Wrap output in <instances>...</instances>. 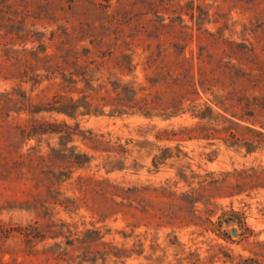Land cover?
I'll return each mask as SVG.
<instances>
[{
  "label": "rangeland",
  "instance_id": "rangeland-1",
  "mask_svg": "<svg viewBox=\"0 0 264 264\" xmlns=\"http://www.w3.org/2000/svg\"><path fill=\"white\" fill-rule=\"evenodd\" d=\"M84 66L187 109L30 111ZM0 260L264 264V0H0Z\"/></svg>",
  "mask_w": 264,
  "mask_h": 264
},
{
  "label": "trees",
  "instance_id": "trees-1",
  "mask_svg": "<svg viewBox=\"0 0 264 264\" xmlns=\"http://www.w3.org/2000/svg\"><path fill=\"white\" fill-rule=\"evenodd\" d=\"M76 61L77 58H75L74 63H76ZM65 69L66 68H64V71L60 72V77L65 83L64 85L68 86V84H71L76 86L80 81H83L84 88L94 90L95 92H99L103 89L105 94L96 96V98H93V96H89L88 94H82L78 97H73L72 95L68 96L65 94H53V96L47 100L43 106H35V108L30 109L31 112L55 111L62 112L68 116H74L78 113L103 112V107L108 105L110 108L109 110L112 113H140L148 117L160 116L168 118L187 109L183 105V101L185 99L183 96L165 104L161 100H157L154 96H152L151 91H148L144 96H140L138 93L144 87H137L133 80L124 82L120 79H114L109 82L105 80H98L100 79V76L94 77L90 66H84L81 69L75 68L74 70H68L67 73L65 72ZM74 75H77V77L75 78ZM95 80H98V82L95 86H93ZM190 107L193 115L202 117V110L200 107H197V104H192ZM29 133L31 135L38 133H58L59 138H66L74 134V129L65 121L55 123L42 120L32 123L29 127ZM51 149H53V147ZM30 228V224L24 227L10 226L8 227V232L11 233L12 231H16L18 234L23 235L26 239H30L32 236H36L32 234V229ZM40 234L43 235L42 233ZM0 264L21 263L16 262L15 260H0Z\"/></svg>",
  "mask_w": 264,
  "mask_h": 264
},
{
  "label": "water",
  "instance_id": "water-1",
  "mask_svg": "<svg viewBox=\"0 0 264 264\" xmlns=\"http://www.w3.org/2000/svg\"><path fill=\"white\" fill-rule=\"evenodd\" d=\"M231 232L234 234V233H235V229H234V228H232Z\"/></svg>",
  "mask_w": 264,
  "mask_h": 264
}]
</instances>
